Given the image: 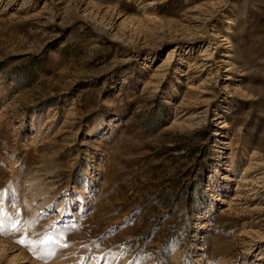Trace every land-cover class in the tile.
Listing matches in <instances>:
<instances>
[{"label":"rangeland","instance_id":"1","mask_svg":"<svg viewBox=\"0 0 264 264\" xmlns=\"http://www.w3.org/2000/svg\"><path fill=\"white\" fill-rule=\"evenodd\" d=\"M0 264H264V0H0Z\"/></svg>","mask_w":264,"mask_h":264},{"label":"snow or ice","instance_id":"2","mask_svg":"<svg viewBox=\"0 0 264 264\" xmlns=\"http://www.w3.org/2000/svg\"><path fill=\"white\" fill-rule=\"evenodd\" d=\"M20 243H25L24 240H21ZM99 259H105L104 257H100Z\"/></svg>","mask_w":264,"mask_h":264}]
</instances>
